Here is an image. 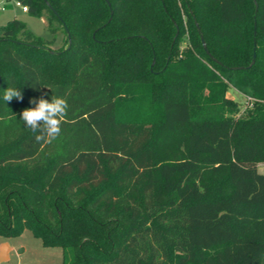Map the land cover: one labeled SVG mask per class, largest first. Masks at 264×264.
<instances>
[{
    "label": "trees",
    "instance_id": "1",
    "mask_svg": "<svg viewBox=\"0 0 264 264\" xmlns=\"http://www.w3.org/2000/svg\"><path fill=\"white\" fill-rule=\"evenodd\" d=\"M109 1L18 0L52 40L0 26V235L64 264H264V0ZM42 95L69 104L50 144L20 119Z\"/></svg>",
    "mask_w": 264,
    "mask_h": 264
},
{
    "label": "rangeland",
    "instance_id": "2",
    "mask_svg": "<svg viewBox=\"0 0 264 264\" xmlns=\"http://www.w3.org/2000/svg\"><path fill=\"white\" fill-rule=\"evenodd\" d=\"M15 18L24 22L35 35L49 40L54 38L47 16L31 15L18 0H0V26ZM65 46V34L60 31L55 35L51 47L57 50ZM228 96L240 103L242 111L251 107L247 96L235 89H230ZM258 166L264 171V161H260ZM5 244L9 247L7 258L0 261V264H64L63 249L60 246L45 245L43 239L30 229L15 236L0 235V254Z\"/></svg>",
    "mask_w": 264,
    "mask_h": 264
},
{
    "label": "clouds",
    "instance_id": "3",
    "mask_svg": "<svg viewBox=\"0 0 264 264\" xmlns=\"http://www.w3.org/2000/svg\"><path fill=\"white\" fill-rule=\"evenodd\" d=\"M14 98L16 100L23 99L19 89L8 87L4 90L2 97L4 102L10 103ZM30 104L33 107L25 108L20 114V119L24 122L25 127L36 134L37 142L52 143L62 133V122L69 110L67 100L61 96L53 95L49 101L42 95L30 100Z\"/></svg>",
    "mask_w": 264,
    "mask_h": 264
},
{
    "label": "water",
    "instance_id": "4",
    "mask_svg": "<svg viewBox=\"0 0 264 264\" xmlns=\"http://www.w3.org/2000/svg\"><path fill=\"white\" fill-rule=\"evenodd\" d=\"M107 2H108V4L109 5H111L110 4V1L109 0H107ZM48 3V5H49V7L51 8V9H53L52 8V6H51V4L49 3V2H47ZM257 10H258V4L256 3V12H257ZM111 18H112V15H111ZM111 18L109 19V21L111 20ZM199 28V27H198ZM68 31V30H67ZM255 33H256V31H255ZM95 34V33H94ZM68 35H69V41L71 42V35H70V33L68 32ZM201 40H202V43H203V45H204V48H205V50H206V52L207 53H209L210 54V51H209V49H208V46H207V43H206V40H205V38H204V36L201 34ZM257 42H256V40H255V42H254V53H253V61H252V64L256 61V58H257V51H256V49H257ZM155 62V59H154V61H153V63ZM251 64V65H252ZM250 65V66H251ZM236 68V67H235ZM1 80H2V78H1V75H0V83H1ZM4 254H5V252H4ZM1 255L0 256V261H2V260H4L5 259V255Z\"/></svg>",
    "mask_w": 264,
    "mask_h": 264
},
{
    "label": "crops",
    "instance_id": "5",
    "mask_svg": "<svg viewBox=\"0 0 264 264\" xmlns=\"http://www.w3.org/2000/svg\"><path fill=\"white\" fill-rule=\"evenodd\" d=\"M8 250H9V247H8V245L5 244V245L3 246V248H2V252H1L0 256L3 255L4 252H5L4 255H5V259H6V258H7V252H8Z\"/></svg>",
    "mask_w": 264,
    "mask_h": 264
},
{
    "label": "built area",
    "instance_id": "6",
    "mask_svg": "<svg viewBox=\"0 0 264 264\" xmlns=\"http://www.w3.org/2000/svg\"><path fill=\"white\" fill-rule=\"evenodd\" d=\"M19 3V2H18ZM23 9L27 11V7L23 6Z\"/></svg>",
    "mask_w": 264,
    "mask_h": 264
}]
</instances>
